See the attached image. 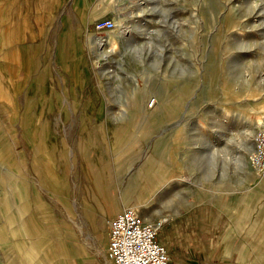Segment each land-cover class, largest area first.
I'll use <instances>...</instances> for the list:
<instances>
[{"label":"rangeland","instance_id":"1","mask_svg":"<svg viewBox=\"0 0 264 264\" xmlns=\"http://www.w3.org/2000/svg\"><path fill=\"white\" fill-rule=\"evenodd\" d=\"M259 117L264 0H0V264H113L139 207L264 264Z\"/></svg>","mask_w":264,"mask_h":264},{"label":"built area","instance_id":"2","mask_svg":"<svg viewBox=\"0 0 264 264\" xmlns=\"http://www.w3.org/2000/svg\"><path fill=\"white\" fill-rule=\"evenodd\" d=\"M114 27L111 19L94 23L96 31ZM251 165L264 173V125L255 130ZM161 225L144 221L133 208L117 213L110 221L107 255L113 264H169L167 247L159 240Z\"/></svg>","mask_w":264,"mask_h":264},{"label":"crops","instance_id":"3","mask_svg":"<svg viewBox=\"0 0 264 264\" xmlns=\"http://www.w3.org/2000/svg\"><path fill=\"white\" fill-rule=\"evenodd\" d=\"M142 213L141 215L145 219L144 214H147L146 210L142 209ZM154 219V222L161 221L163 223L169 220L168 217ZM162 228L163 225L159 230V240L168 249L169 264H230L229 251L223 245V238H221V234H218V232L214 231L213 238L208 236L207 233L202 238L199 235V231H193L189 235H184L174 230L175 234L172 236L174 238H171L170 242L167 241L165 243L161 239ZM105 262L110 264L109 261Z\"/></svg>","mask_w":264,"mask_h":264},{"label":"bare ground","instance_id":"4","mask_svg":"<svg viewBox=\"0 0 264 264\" xmlns=\"http://www.w3.org/2000/svg\"><path fill=\"white\" fill-rule=\"evenodd\" d=\"M257 120H259L258 122H257V124L259 125V126H261V125H263V123H262V120H264V118L263 117H259ZM248 127V126H247ZM256 128V126L255 125H253V126H251L250 125V128L246 131L247 133L244 135L245 137H248V136H252L253 135V132H254V129ZM254 138V137H253ZM246 151H247V153L249 152L250 153V151H252V149H254V142H253V140H244L243 139V143H242V145H241ZM253 153V152H252ZM245 158H246V156H244ZM250 162H251V160H250ZM140 208V207H139ZM133 208L137 213H138V215L144 220V221H149V223H153V224H156V225H161L163 222H161V221H155L154 222V213H150V214H144V217H145V219L143 218V216L141 215V213H142V209L140 208ZM137 209V210H136ZM139 210H140V213H139ZM146 209L144 208V211H145ZM153 211V210H152ZM143 214V213H142ZM86 218H88V219H86ZM146 221V222H147ZM90 222H91V219L89 218V217H87V216H83V217H81L80 219H79V221L77 220V226L79 227V229L82 231V233H84V234H90L89 236L92 238V240H94V236H93V233H92V230L90 229ZM92 227V226H91ZM85 230H87V232H85Z\"/></svg>","mask_w":264,"mask_h":264}]
</instances>
